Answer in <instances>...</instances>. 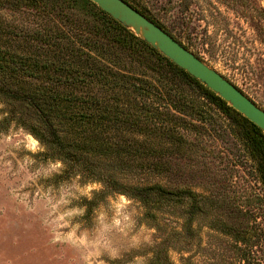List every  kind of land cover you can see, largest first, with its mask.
Here are the masks:
<instances>
[{
  "label": "trees",
  "instance_id": "obj_1",
  "mask_svg": "<svg viewBox=\"0 0 264 264\" xmlns=\"http://www.w3.org/2000/svg\"><path fill=\"white\" fill-rule=\"evenodd\" d=\"M123 1L174 38L155 0ZM2 8L51 24L23 30L35 42L26 52L0 47L4 119L29 131L43 145V156L61 161L64 172L100 183L86 205L98 195L125 194L152 210L157 222L159 213L181 219L173 234L182 237L207 206L239 263L254 264L250 247L264 239L257 223L264 222V131L90 0H0ZM212 116L238 146L220 157L226 165L214 199L169 175L154 182V171H171L167 154L186 160L197 155L190 134Z\"/></svg>",
  "mask_w": 264,
  "mask_h": 264
},
{
  "label": "rangeland",
  "instance_id": "obj_2",
  "mask_svg": "<svg viewBox=\"0 0 264 264\" xmlns=\"http://www.w3.org/2000/svg\"><path fill=\"white\" fill-rule=\"evenodd\" d=\"M155 1L174 38L264 110V0ZM50 25L23 10L2 8L0 47L26 52L35 42L23 30ZM57 26L64 28L62 21ZM5 108L0 97V264H156L157 256L161 264H247L239 263L231 238L217 230L214 209L207 206L182 237L173 234L181 219L159 213L157 222L152 210L125 194L98 195L86 205L100 183L81 181L64 172L61 161L43 156V145L29 131L4 119ZM216 123L212 116L190 134L193 159L167 154L171 171H154L152 180L162 183L169 175L214 199L226 165L220 157L238 149ZM257 223L264 226L263 219ZM255 243L254 264H264L263 236Z\"/></svg>",
  "mask_w": 264,
  "mask_h": 264
},
{
  "label": "water",
  "instance_id": "obj_3",
  "mask_svg": "<svg viewBox=\"0 0 264 264\" xmlns=\"http://www.w3.org/2000/svg\"><path fill=\"white\" fill-rule=\"evenodd\" d=\"M126 28L131 29L162 55L198 79L236 111L264 131V110L232 82L212 69L164 29L123 0H90Z\"/></svg>",
  "mask_w": 264,
  "mask_h": 264
}]
</instances>
